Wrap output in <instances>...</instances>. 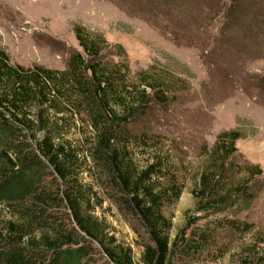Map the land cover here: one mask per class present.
Returning <instances> with one entry per match:
<instances>
[{"label":"rangeland","instance_id":"obj_1","mask_svg":"<svg viewBox=\"0 0 264 264\" xmlns=\"http://www.w3.org/2000/svg\"><path fill=\"white\" fill-rule=\"evenodd\" d=\"M76 25L101 36L106 49L86 57L74 37ZM0 50L9 64L56 72L79 53L84 65L95 61L106 71L128 103L134 95L125 92L144 88L138 76H154L150 82L158 88L145 89L147 104L120 125L129 144L117 151L137 170L154 164L149 183L170 194L162 213L168 241L178 237L180 247L171 264H264V0H0ZM161 91L164 102H157ZM72 111L87 120L83 105ZM76 116L78 128L68 131L66 122L63 138L78 151V183L93 193L89 214L116 251L140 264L148 243L144 227L91 162L89 133ZM228 131L239 138L223 163L222 191L242 189L230 191L234 206L206 209L194 198L199 176L212 163L217 135ZM7 216L0 206V221ZM191 234L194 253L179 261L186 247L179 241ZM91 246L84 264H110L98 245Z\"/></svg>","mask_w":264,"mask_h":264},{"label":"trees","instance_id":"obj_2","mask_svg":"<svg viewBox=\"0 0 264 264\" xmlns=\"http://www.w3.org/2000/svg\"><path fill=\"white\" fill-rule=\"evenodd\" d=\"M73 33L86 57L106 49L105 40L96 33L78 25ZM67 65L61 72L36 65L23 68L9 64L0 50V206L8 212L7 219L0 221V264H84L93 251L91 243L98 245L108 263L131 264L128 253L116 251L89 214L93 193L78 183V151L63 138L69 128H78L72 109L82 105L87 120L76 117L89 133L84 139L88 156L106 172V180L123 197L125 208L139 219L148 238L139 263L171 264L174 251L180 247L178 237L168 241L169 222L162 213V204L169 201L170 194L149 183L154 164L137 170L125 153L117 151V145L126 149L123 146L129 144L120 125L136 113V107L147 104L145 89L158 88L151 85L154 76H145L146 72L138 76L144 88L125 92L134 95L133 103H128L97 62L84 65L77 53L69 57ZM155 99L164 102L162 91ZM63 111L71 114L68 120L58 116ZM66 122L67 130L63 131ZM238 138L235 131L216 137L212 163L200 174L194 197L196 202H206V209L234 206L230 191L241 192L240 184L222 191L223 163L233 153ZM46 175L50 177L47 184ZM51 182L55 187L50 190ZM179 242L186 246L179 250L183 253L178 255L179 261L186 255L190 259L196 248L193 234Z\"/></svg>","mask_w":264,"mask_h":264}]
</instances>
